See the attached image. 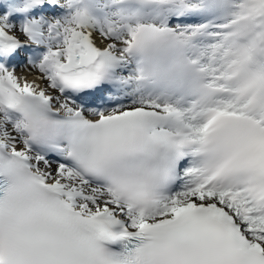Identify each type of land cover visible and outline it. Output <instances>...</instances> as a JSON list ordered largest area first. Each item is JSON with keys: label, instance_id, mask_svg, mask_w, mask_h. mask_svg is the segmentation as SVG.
Here are the masks:
<instances>
[{"label": "snow or ice", "instance_id": "obj_1", "mask_svg": "<svg viewBox=\"0 0 264 264\" xmlns=\"http://www.w3.org/2000/svg\"><path fill=\"white\" fill-rule=\"evenodd\" d=\"M0 264H264V0H0Z\"/></svg>", "mask_w": 264, "mask_h": 264}, {"label": "bare ground", "instance_id": "obj_2", "mask_svg": "<svg viewBox=\"0 0 264 264\" xmlns=\"http://www.w3.org/2000/svg\"><path fill=\"white\" fill-rule=\"evenodd\" d=\"M33 77L31 76L29 79H32Z\"/></svg>", "mask_w": 264, "mask_h": 264}]
</instances>
